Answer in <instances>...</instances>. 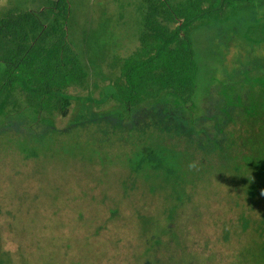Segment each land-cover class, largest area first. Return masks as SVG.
Instances as JSON below:
<instances>
[{"label": "rangeland", "instance_id": "374dc122", "mask_svg": "<svg viewBox=\"0 0 264 264\" xmlns=\"http://www.w3.org/2000/svg\"><path fill=\"white\" fill-rule=\"evenodd\" d=\"M53 1L0 0V12ZM67 2L85 83L48 111L20 90L0 96V264H264L262 149L230 137L261 115L264 3L193 27L191 101L129 108L110 88L139 49L142 1ZM9 48L0 39V58ZM150 152L162 172L140 167Z\"/></svg>", "mask_w": 264, "mask_h": 264}, {"label": "trees", "instance_id": "16d2710c", "mask_svg": "<svg viewBox=\"0 0 264 264\" xmlns=\"http://www.w3.org/2000/svg\"><path fill=\"white\" fill-rule=\"evenodd\" d=\"M141 1L144 16L139 49L121 65L123 83L110 88L111 96L129 108L154 100L162 93L182 102L191 101L199 78L190 38L193 27L236 8L257 1L264 3V0ZM68 16L67 0H54L48 8L38 12L15 8L0 12V39L10 45L6 55L0 58L4 66L0 96L6 91L20 90L28 104L48 111L62 90L85 83L87 73L67 39ZM170 25L175 27L170 29ZM260 112L248 125L247 132L230 135L234 145L240 143L242 148L250 149L253 145L261 147L256 158L259 177L264 175V95ZM142 166L153 173L162 172L161 153L150 152L141 157ZM257 229L263 236L264 227Z\"/></svg>", "mask_w": 264, "mask_h": 264}]
</instances>
